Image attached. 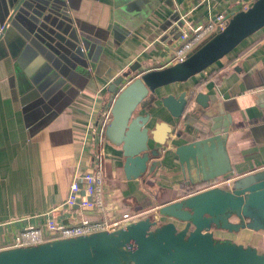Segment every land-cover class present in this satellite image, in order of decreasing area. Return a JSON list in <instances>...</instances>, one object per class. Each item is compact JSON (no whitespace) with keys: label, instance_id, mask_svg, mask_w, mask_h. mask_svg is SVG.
<instances>
[{"label":"water","instance_id":"1","mask_svg":"<svg viewBox=\"0 0 264 264\" xmlns=\"http://www.w3.org/2000/svg\"><path fill=\"white\" fill-rule=\"evenodd\" d=\"M137 1L113 0L115 36L129 33L124 20ZM166 1L169 6L173 5L171 0ZM80 2L0 0V62L5 75H11L7 81L13 98L19 65L26 69L32 63L40 68L37 78L29 76V85L36 87L34 93L41 98L38 104H44L47 94L43 91L51 82L56 87L63 86L71 82L73 72L90 76L89 67L101 66L97 53L106 40L104 31L107 30H102L106 24L102 23L98 29L85 22L80 16ZM184 21L178 11L173 12L161 26L162 31H168L162 41L171 36L169 43L178 45L181 34L196 27H187ZM263 29L264 0H255L247 10L227 16L224 28L209 35L182 61L144 72L127 84L125 81L139 70L138 62L120 74H109L106 89L109 95L125 86L112 103L111 118L104 130L106 159L110 149H120L126 179L142 180L145 193L157 204L156 213L111 231L2 249L0 264H264L263 252L231 238L242 231L264 233V168L234 176L236 167L228 153L227 143L234 128L231 114L238 106L219 103L204 92L183 91L177 96L169 94L159 98L161 108L169 116L167 124L162 122L150 128V114H137L142 103L150 95L156 96L160 88L184 83L204 72L233 55ZM12 37L17 38L15 42L11 41ZM242 61H237L235 67ZM38 79L41 82L45 79V83ZM80 90L77 87L72 91L73 98ZM253 103L264 112V89L254 94ZM21 105L27 120L31 116L27 111L29 104ZM109 105L102 104L98 111H90L91 127L88 128L92 143L97 140L102 114ZM58 112L61 111L53 112L48 118ZM45 113L46 110L36 112L41 116ZM44 124L42 121L32 129L42 128ZM248 130L256 143H264V122L253 124ZM184 135L191 140L178 144ZM77 141L75 138L79 153ZM171 156L182 174L183 187L175 192L176 200L165 203L159 181L163 170L171 168ZM94 158H90V167L94 165ZM228 179H232L230 185L195 191L201 184ZM64 206L67 205L64 203ZM67 207L86 213L76 224L101 217L92 210ZM129 212H140V208ZM92 213L95 216H90ZM156 217L166 221H158Z\"/></svg>","mask_w":264,"mask_h":264},{"label":"crops","instance_id":"2","mask_svg":"<svg viewBox=\"0 0 264 264\" xmlns=\"http://www.w3.org/2000/svg\"><path fill=\"white\" fill-rule=\"evenodd\" d=\"M171 1L172 6L166 0H138L129 8V17L124 20L129 33L118 37L112 31L116 23L113 0H81L80 16L85 22L98 29L102 23L106 24L102 28L107 30L104 31L106 40L102 43L101 52L97 53L101 66L89 67L90 76L73 72L71 82L63 86L56 87L51 82L43 91L47 94L44 104H38L41 98L34 93L36 87L29 85V76L35 79L39 75L38 66L31 63L25 69L19 65V78L15 80L16 97L13 98L7 81L11 75H5L0 62V248L11 244L23 228L42 226L49 221L76 224L86 215L64 206L79 156L75 138L88 128L91 109L98 111L102 104L113 103L116 94L130 79L169 66L177 43H169L171 36L162 41L168 31H162L161 26L168 22L173 12L178 11L181 17L185 16L187 27L198 26L219 15L227 17L241 11L244 0ZM75 12L79 15V11ZM263 34L264 29L244 42L233 55L188 81L160 88L156 96L150 95L142 103L137 114H150V128L162 122L167 124L169 116L161 108L159 98L169 94L177 96L183 91L204 92L214 96L219 103L235 104L238 109L231 114L234 128L227 143L231 162L236 167L234 176L264 168V143H256L248 130L251 125L264 122V112L253 105L254 94L264 89ZM15 39L12 37L11 41L15 42ZM241 59L243 61L235 67ZM136 62L140 65L139 70L109 95L106 91L110 82L108 75L120 74ZM38 81L41 82L40 79ZM41 83H45V79ZM77 87L81 90L73 98L72 91ZM40 95L42 97L43 94ZM21 104H29L27 111L31 116L27 120ZM44 110L47 113L42 116L36 114ZM55 111L61 112L49 119L48 116ZM42 121L45 122L42 128L32 129ZM190 140V136L184 135L178 144ZM108 154L103 185L106 217L115 219L139 208L144 216L155 214L157 204L145 193L142 180L126 179L120 149L112 148ZM171 159V168L163 170L159 181L165 203L176 200L173 198L175 192L183 187L178 164L172 156ZM91 215L95 216L94 213ZM156 220L166 221L159 217Z\"/></svg>","mask_w":264,"mask_h":264},{"label":"built area","instance_id":"3","mask_svg":"<svg viewBox=\"0 0 264 264\" xmlns=\"http://www.w3.org/2000/svg\"><path fill=\"white\" fill-rule=\"evenodd\" d=\"M253 2L254 0H244L241 2V10H247ZM226 18V16L219 15L214 20H209L188 32H183L180 36V42L174 49L168 64L171 65L182 61L191 50L209 35L222 30L225 26ZM181 20L184 21L185 16L181 17ZM111 106L112 103L102 114L95 142L92 143L89 140V128L83 134L76 137L79 144V156L74 168V177L64 201L69 207L92 210L96 214L101 215V217L95 220H84L79 224L73 225H63L49 221L42 226H29L19 231L11 244L5 248H0V250L34 246L52 240H62L102 231H111L144 216V212H126L115 219L106 217V206L103 200V185L106 180V152L103 148V134L111 118ZM88 127H91V124ZM91 156H95L93 167H90ZM231 181L232 179L204 183L196 186L195 191L197 193L223 184L230 185Z\"/></svg>","mask_w":264,"mask_h":264},{"label":"rangeland","instance_id":"4","mask_svg":"<svg viewBox=\"0 0 264 264\" xmlns=\"http://www.w3.org/2000/svg\"><path fill=\"white\" fill-rule=\"evenodd\" d=\"M233 240L243 245H251L258 251L264 253V233H251L242 231L238 235L231 236Z\"/></svg>","mask_w":264,"mask_h":264}]
</instances>
